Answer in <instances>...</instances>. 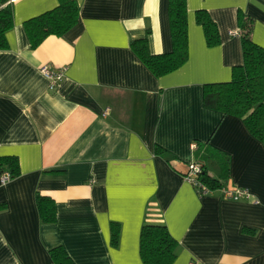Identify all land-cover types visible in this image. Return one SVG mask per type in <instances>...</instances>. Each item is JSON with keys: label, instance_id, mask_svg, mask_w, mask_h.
I'll use <instances>...</instances> for the list:
<instances>
[{"label": "crops", "instance_id": "obj_1", "mask_svg": "<svg viewBox=\"0 0 264 264\" xmlns=\"http://www.w3.org/2000/svg\"><path fill=\"white\" fill-rule=\"evenodd\" d=\"M11 2L14 25L0 49V156H16L20 173L0 180V264H54L56 246L72 264H144V224H163L176 239L172 264H264V144L241 118L202 103L203 85L229 81L242 63L239 11L264 47V0H186L188 58L161 77L130 41L146 38L151 54L171 50L168 0H76L77 23L34 49L23 22L58 1ZM197 9L216 23L219 45H206ZM43 65L62 71L52 89ZM197 144L227 154L229 188L248 199L198 195L183 177ZM37 193L54 200V222L40 220Z\"/></svg>", "mask_w": 264, "mask_h": 264}, {"label": "trees", "instance_id": "obj_2", "mask_svg": "<svg viewBox=\"0 0 264 264\" xmlns=\"http://www.w3.org/2000/svg\"><path fill=\"white\" fill-rule=\"evenodd\" d=\"M57 1L58 4L54 8L23 22L30 48H36L50 35H63L77 23L79 5L76 0ZM167 10L171 38L169 52L151 54L146 38L130 41L132 51L156 77L178 69L188 58L186 0H168ZM237 18L242 63L232 67L229 81L204 84L202 103L204 107L220 111L224 115L241 118L250 134L264 144V47L256 44L251 38L253 19L240 11ZM195 21L201 26L208 47L220 44L216 23L205 9L195 11ZM13 25L11 0H0V49L8 47L6 32ZM154 153L170 161L160 146H154ZM193 162L201 163L197 179L208 190L230 187L227 154L213 147L201 149L197 144ZM0 167L5 168L3 171L9 173L10 179L20 173L16 156H0ZM35 203L42 222L52 223L56 220L52 198L37 193ZM4 207V204H0V210ZM118 237L119 225L112 222V246L117 245ZM177 246L176 239L163 224H144L140 229L139 254L144 264H172L176 258ZM49 255L54 264H72L71 258L61 246L51 248Z\"/></svg>", "mask_w": 264, "mask_h": 264}, {"label": "built area", "instance_id": "obj_3", "mask_svg": "<svg viewBox=\"0 0 264 264\" xmlns=\"http://www.w3.org/2000/svg\"><path fill=\"white\" fill-rule=\"evenodd\" d=\"M40 71L42 74H44L50 79V89L54 88L56 84L59 81H61L63 78L62 71L60 70L53 71L47 65L41 66ZM200 171H201V163L192 162L188 164L187 170L183 175V177L194 186L199 196H203L211 191L208 190L204 185H201L200 182L198 181L197 175L200 173ZM0 180L2 183L6 182L7 180H10L9 173L7 171H3ZM218 190L221 191V193L225 198H229L232 200H239L244 198L248 199L249 197L248 192L240 188L224 187Z\"/></svg>", "mask_w": 264, "mask_h": 264}]
</instances>
